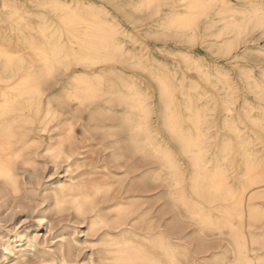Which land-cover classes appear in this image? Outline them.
Listing matches in <instances>:
<instances>
[{"label": "bare ground", "instance_id": "obj_1", "mask_svg": "<svg viewBox=\"0 0 264 264\" xmlns=\"http://www.w3.org/2000/svg\"><path fill=\"white\" fill-rule=\"evenodd\" d=\"M144 22L139 39L123 25ZM263 36L260 0H0L1 186L19 197L23 172L36 175L38 149L54 165L65 163V178L43 193L56 212L73 210L88 217L91 232L105 230L95 241L101 260L90 264H264ZM200 39L229 66L170 46ZM151 41L179 60L144 53ZM184 71L219 91V127L211 122L216 96ZM240 100L250 128L234 106ZM79 122L83 135L100 131L107 138L113 160L139 155L157 166L110 171L86 154ZM184 160L191 166L188 188ZM163 173L173 205L199 232L224 237L225 246L211 247L205 237L194 244L176 219L164 223L149 200V183ZM1 242L0 264L52 254L36 233L19 231ZM53 252L67 264L63 242Z\"/></svg>", "mask_w": 264, "mask_h": 264}, {"label": "rangeland", "instance_id": "obj_2", "mask_svg": "<svg viewBox=\"0 0 264 264\" xmlns=\"http://www.w3.org/2000/svg\"><path fill=\"white\" fill-rule=\"evenodd\" d=\"M260 1H263L264 3V0ZM147 24L149 23H139L135 26H131L128 23H124L123 25L126 26L127 30L133 29L132 34L134 35V37L139 39V31L147 27ZM202 27L203 24L201 25V28ZM253 36L256 38L259 37L260 34L258 33V31H255L253 32ZM124 40L129 42V38L126 36H124ZM202 42L203 39H200L199 41H196L195 44L177 42L176 45L170 43V46H173V48H185L186 50H189L193 53L198 52L202 54L205 60H207L208 62L212 63L218 60L223 65L229 66L231 62L228 58L217 59L216 56L208 53V51L204 48ZM259 42L261 44H264V36L259 39ZM149 43L150 45L144 49L145 51L143 50L144 53L147 54L149 50H153L157 53L158 51L156 50V43L152 41ZM157 55H159L161 58H167L174 63L179 60L178 56L168 55L163 52H158ZM184 75L187 78L199 79L200 86L207 90L209 93H212L216 96L217 105L215 107V114L211 118V122L213 123L214 127H219V120L225 112L224 108L219 105V91L201 80L198 74L184 71ZM144 80L146 83L152 86V82L150 81V79L144 78ZM153 102L155 110L153 117L156 122L157 128L161 130V110L156 95L153 97ZM240 103L241 100L238 101L234 106L239 112L246 126H249L250 128L249 122L244 119V115L242 111H240ZM84 126V122H79L76 124V130L78 131V135L83 136L85 139L87 138V146L85 147L86 149H84L86 151V154H92V158L94 157V160H100L99 162L101 164L107 163L110 171L122 175L126 171L128 167L127 165L131 163H136V165H138V172L143 171V169L149 166H157V163L151 161V159H142L139 155L113 160L110 156L112 149L107 146L105 147L104 145L106 144L107 138H104L100 131H91L87 135H83V129H85ZM162 134L164 135L165 133L162 131ZM41 136L47 137V135L45 134H42ZM171 145L175 150L177 149L174 144ZM36 158L38 162L35 167L36 175L35 173L32 174L30 170L23 172L24 182L26 183L24 185L23 191H25L26 193L22 191V194H20L19 197H16L11 192L6 191L0 184V257L5 254V250L1 241L4 238L11 239L14 234H16V232L26 231L28 232V234L36 233L37 240L40 242V244L46 246L52 254L47 256H40L38 254H35L37 258L32 255H26L22 259L23 261L21 264H61V259H59V256L55 252H53L54 247L57 246L60 242L64 243L65 248H69V256H66L67 264H90L92 261L91 259L98 263L101 260L102 252L99 249V245H95V241H97L103 235L105 230L98 229L94 232H91L88 228L89 219L87 216H76V213L73 210L65 212H56L54 210L53 199L51 197L47 198L45 196V194L43 193V188L46 184H51L56 180H63L65 178V163L62 162L54 165L53 162L46 155H43L42 151L39 149L36 152ZM183 162L186 166L184 183L185 187L188 188V176L190 174L191 166L186 160H184ZM101 172L103 173L104 170H101ZM110 178L111 180H114L116 177L111 176ZM125 180H128V176H126ZM149 186L151 188V190H149V200L154 202L153 208L160 212L162 216L161 218L165 220L164 223L176 219V228L180 230L181 234L189 236L193 240L194 244L198 243L200 238L205 237L211 247H215L216 242H219L220 244L225 246L226 240L224 237H217L206 231L199 232L198 224L191 219H188L185 214L184 208L180 205H173L172 201L170 200V196H168L169 187L166 175L164 173L159 181H157L156 183H149ZM194 199L201 201L200 197H196ZM47 221L49 223H47ZM68 244H70V246ZM12 254L13 253H10L9 255ZM227 255H229L230 259H233L234 255L232 253L228 252ZM42 258L43 260H41ZM207 263L211 264L210 261H207Z\"/></svg>", "mask_w": 264, "mask_h": 264}]
</instances>
